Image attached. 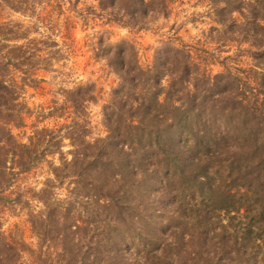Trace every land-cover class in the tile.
<instances>
[{
  "label": "clouds",
  "instance_id": "clouds-1",
  "mask_svg": "<svg viewBox=\"0 0 264 264\" xmlns=\"http://www.w3.org/2000/svg\"><path fill=\"white\" fill-rule=\"evenodd\" d=\"M54 2L63 15H49ZM10 19L28 35L9 47L29 55L42 49L37 58L48 91L36 103L57 111L38 128L52 129L56 142L8 189L12 200L0 203V264H45L50 255L49 264H264V220L248 243L247 213L233 211L198 235L199 225L184 213L202 198L209 170L218 180L235 171L245 200L260 198L255 206L264 207V114L258 118L254 105L223 103L227 117H215L211 106L204 117L208 99L234 90L239 69L264 78V0H36L34 10ZM13 76L20 81L25 73ZM133 76L136 94L148 103L135 105L137 128L125 124L126 136L158 126L149 116L154 105L179 109L164 143L187 163L181 159L171 179L166 158L129 162L118 142L112 100L132 87ZM4 83L12 86L10 78ZM184 114L191 117V145L181 140ZM31 136L23 139L28 147ZM126 151L134 153L130 144ZM193 159L204 161L199 172ZM70 221L86 232H69ZM81 247L87 257L77 255Z\"/></svg>",
  "mask_w": 264,
  "mask_h": 264
},
{
  "label": "trees",
  "instance_id": "trees-1",
  "mask_svg": "<svg viewBox=\"0 0 264 264\" xmlns=\"http://www.w3.org/2000/svg\"><path fill=\"white\" fill-rule=\"evenodd\" d=\"M76 2L79 3V0H76ZM35 3L36 0H0V14L3 11L13 13L22 9L34 10ZM60 7V4L54 2L47 11L49 15L55 13L59 16L60 14L57 11ZM22 28L23 25L18 22H13L10 16L3 17L0 15V37H3L6 41V43L0 45V53L3 54L0 56V203H7L12 200L14 194L8 192V189L14 183H19L21 181V175L29 173L32 170L34 162L44 156L48 151L49 145H53L56 142V133L52 129H40L37 124H32L29 130V132H33V136L28 137L32 145L31 147L25 145L23 140L18 139V133L22 129V133L25 132V116L31 114V108L28 106L26 100L21 99V96L25 89L35 88L42 80L38 74L41 71V61L37 58V53L42 49L37 46L36 52H32L29 55L27 50L23 48L9 47V43L12 40L27 37V31H22ZM68 31L69 28L65 27V34ZM189 55L191 54L189 53ZM14 70L23 71L25 77L17 81L13 76ZM207 71L208 69H205L206 73ZM239 71L241 75L235 78V83L231 86L234 89L233 91L212 96L206 101L205 119L209 115L207 111L209 106H211L212 114L215 117H227V111L222 110L223 103H230L239 109H245L250 105H254L257 109L255 115L258 118L264 114V78H256L248 74L244 68L239 69ZM9 78L12 86L4 83V80ZM130 84L132 87H126L123 94H118L112 100V103L118 109V111L114 110L112 118L113 120L120 121V135L117 139L123 145L121 150L125 151L129 162L137 158L147 159L149 154L153 160L166 158L170 165L168 176L171 179L172 168H179V161L181 159H184L185 163H187L186 157L169 153L164 143L173 127V117L179 112V109H176L174 112L171 106L163 108L158 104L154 105L149 116L157 122L158 126L154 128H140L131 137L126 136L125 124H128L131 128H137L136 117L138 110L135 105L137 103H148L147 98L141 100L140 96L136 94L135 89L139 85L134 76L131 77ZM145 97H147V93ZM56 111V109L48 111L46 107L39 112L41 114L39 118L53 117ZM66 114L67 110L56 118H64ZM179 120L181 124L179 129L181 140L191 145V117L184 114L179 116ZM59 130L61 129L57 128L56 132ZM28 133L25 137L28 136ZM136 136H139V141H137ZM129 144L134 149V153H128L126 151ZM191 165L194 172H199L200 168L204 166V161L193 159ZM17 168L20 169L19 172L16 171ZM148 171L151 172L153 169L149 168ZM243 173L244 170L241 169L240 175L243 176ZM208 176L209 184L202 189V198L197 201L196 207L194 209L185 207L184 209V213L190 219L191 223L193 225H199L196 229V234L198 235L200 230L204 228H216L218 223L222 222V217L230 216L235 211L237 215L247 213L251 227L247 229L245 235L247 242L253 243V237L256 236V224L260 220H264V207L258 208L255 206L260 198H257L256 201H253L251 198L245 200L244 194L240 191L241 180L237 178L235 171L221 175L219 180L212 174L211 170H209ZM162 196L163 193H160L152 197V199H159ZM16 198L19 199V196ZM232 220L235 221L236 217H232ZM66 227L69 232H86L87 230L86 225L79 221H70ZM217 234H219L218 231ZM211 235L212 232L209 231V236ZM4 241L10 245L16 243L14 237H4ZM237 243L239 244V241ZM65 251H68L67 248ZM49 252H51V249H49ZM88 253L89 249L81 247L77 255L87 257ZM51 260L52 257L50 255L45 260V264H49Z\"/></svg>",
  "mask_w": 264,
  "mask_h": 264
},
{
  "label": "rangeland",
  "instance_id": "rangeland-1",
  "mask_svg": "<svg viewBox=\"0 0 264 264\" xmlns=\"http://www.w3.org/2000/svg\"><path fill=\"white\" fill-rule=\"evenodd\" d=\"M56 3L57 4H60L58 2H56ZM57 12H58V14L63 15V8H62V6L60 7V9ZM0 15L3 16V17H6V16H11V13H9L7 11H3V12H1ZM65 35H66V37L68 39H74L75 38L74 35L71 34L70 29H69V31ZM209 67H213V65H209ZM38 74L42 78V80L38 83V85L35 88H27L23 92V94L28 93L29 92V89H31V94L29 95L28 100H26L28 106L31 108V114L25 116V119H24L25 124H26L25 125L26 127L24 128L25 132L22 133V131H23V129H22V131H20L18 133V139H21V140H23L24 137H25V135L29 132V130L31 129V125L32 124L39 125V124L44 123L45 120H49V119L52 118V117L39 118V117H41V114L39 112L42 109L44 110L46 107H48V105L45 104V103H36V102L37 101L43 102L45 100V95H46V93H47L48 90H47V87H46V82H45V80L42 77L41 71L38 72ZM96 91H97V94L98 95H103L104 89H103L102 86H100V87H98L96 89ZM35 109H40V111L37 112ZM56 119H62V117H58ZM24 175L25 174H22L21 175V180H22V178H23ZM21 231L26 232V229H21Z\"/></svg>",
  "mask_w": 264,
  "mask_h": 264
}]
</instances>
